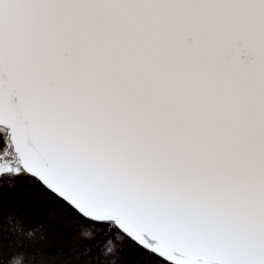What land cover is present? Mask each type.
<instances>
[{
	"label": "snow or ice",
	"instance_id": "obj_1",
	"mask_svg": "<svg viewBox=\"0 0 264 264\" xmlns=\"http://www.w3.org/2000/svg\"><path fill=\"white\" fill-rule=\"evenodd\" d=\"M0 248L264 264V0H0Z\"/></svg>",
	"mask_w": 264,
	"mask_h": 264
},
{
	"label": "trees",
	"instance_id": "obj_2",
	"mask_svg": "<svg viewBox=\"0 0 264 264\" xmlns=\"http://www.w3.org/2000/svg\"><path fill=\"white\" fill-rule=\"evenodd\" d=\"M32 219L34 223L42 222V219L40 216H35ZM12 252L13 250L10 248H0V264H3V262L10 261L12 259Z\"/></svg>",
	"mask_w": 264,
	"mask_h": 264
}]
</instances>
